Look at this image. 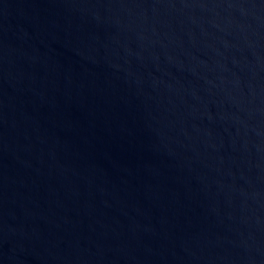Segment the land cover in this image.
Returning <instances> with one entry per match:
<instances>
[{
  "label": "water",
  "instance_id": "obj_1",
  "mask_svg": "<svg viewBox=\"0 0 264 264\" xmlns=\"http://www.w3.org/2000/svg\"><path fill=\"white\" fill-rule=\"evenodd\" d=\"M0 264H264V0H0Z\"/></svg>",
  "mask_w": 264,
  "mask_h": 264
}]
</instances>
